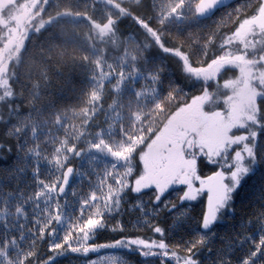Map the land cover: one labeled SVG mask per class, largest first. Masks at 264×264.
Returning <instances> with one entry per match:
<instances>
[{
  "label": "snow or ice",
  "instance_id": "6c2138e0",
  "mask_svg": "<svg viewBox=\"0 0 264 264\" xmlns=\"http://www.w3.org/2000/svg\"><path fill=\"white\" fill-rule=\"evenodd\" d=\"M0 264H264V0H0Z\"/></svg>",
  "mask_w": 264,
  "mask_h": 264
},
{
  "label": "trees",
  "instance_id": "16d2710c",
  "mask_svg": "<svg viewBox=\"0 0 264 264\" xmlns=\"http://www.w3.org/2000/svg\"><path fill=\"white\" fill-rule=\"evenodd\" d=\"M175 194H173V198H174Z\"/></svg>",
  "mask_w": 264,
  "mask_h": 264
}]
</instances>
